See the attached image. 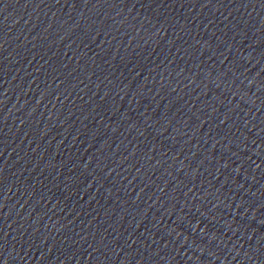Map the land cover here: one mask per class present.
<instances>
[{
  "label": "water",
  "instance_id": "water-1",
  "mask_svg": "<svg viewBox=\"0 0 264 264\" xmlns=\"http://www.w3.org/2000/svg\"><path fill=\"white\" fill-rule=\"evenodd\" d=\"M0 264H264V0H0Z\"/></svg>",
  "mask_w": 264,
  "mask_h": 264
},
{
  "label": "snow or ice",
  "instance_id": "snow-or-ice-1",
  "mask_svg": "<svg viewBox=\"0 0 264 264\" xmlns=\"http://www.w3.org/2000/svg\"><path fill=\"white\" fill-rule=\"evenodd\" d=\"M258 167V166H257Z\"/></svg>",
  "mask_w": 264,
  "mask_h": 264
}]
</instances>
